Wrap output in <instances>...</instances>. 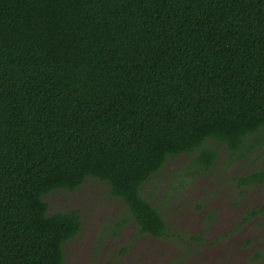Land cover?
<instances>
[{"label": "trees", "instance_id": "obj_1", "mask_svg": "<svg viewBox=\"0 0 264 264\" xmlns=\"http://www.w3.org/2000/svg\"><path fill=\"white\" fill-rule=\"evenodd\" d=\"M262 145L264 0H0V264H64L82 219L45 198L88 180L126 206L118 229L166 238L146 184Z\"/></svg>", "mask_w": 264, "mask_h": 264}, {"label": "rangeland", "instance_id": "obj_2", "mask_svg": "<svg viewBox=\"0 0 264 264\" xmlns=\"http://www.w3.org/2000/svg\"><path fill=\"white\" fill-rule=\"evenodd\" d=\"M190 164L187 156L171 160L141 191L165 219L162 239L139 235L133 222L118 229L130 216L127 208L97 181L48 195L50 214L78 211L83 223L64 246V264H264V215L248 214L264 203V186L236 181L264 169V145L234 163L220 151L211 173L200 178L187 175Z\"/></svg>", "mask_w": 264, "mask_h": 264}]
</instances>
